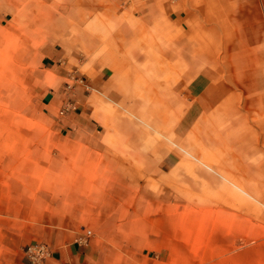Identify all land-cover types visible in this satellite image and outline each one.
Here are the masks:
<instances>
[{"label":"rangeland","instance_id":"obj_1","mask_svg":"<svg viewBox=\"0 0 264 264\" xmlns=\"http://www.w3.org/2000/svg\"><path fill=\"white\" fill-rule=\"evenodd\" d=\"M36 1L0 0V264H22L36 243L50 250L44 226L75 228L90 264H264V182L231 181L180 151L170 120L125 112L94 135L56 128L35 101L37 45L54 41L53 5L69 0H44L41 31L27 21ZM71 74L91 90L89 72Z\"/></svg>","mask_w":264,"mask_h":264},{"label":"crops","instance_id":"obj_2","mask_svg":"<svg viewBox=\"0 0 264 264\" xmlns=\"http://www.w3.org/2000/svg\"><path fill=\"white\" fill-rule=\"evenodd\" d=\"M32 7L27 21L41 31L45 1ZM53 9L60 26L53 42L37 45L44 74L35 101L60 132L94 135L125 112L170 120L180 151L231 181L264 182V0H69ZM82 71L89 92L70 82ZM157 72L171 79L160 83ZM106 101L121 108L103 109ZM148 150L139 156L157 152ZM67 229L44 226L45 264H90L76 229Z\"/></svg>","mask_w":264,"mask_h":264},{"label":"built area","instance_id":"obj_3","mask_svg":"<svg viewBox=\"0 0 264 264\" xmlns=\"http://www.w3.org/2000/svg\"><path fill=\"white\" fill-rule=\"evenodd\" d=\"M29 264H44L50 257L51 251L43 243H36L28 246L25 251Z\"/></svg>","mask_w":264,"mask_h":264}]
</instances>
